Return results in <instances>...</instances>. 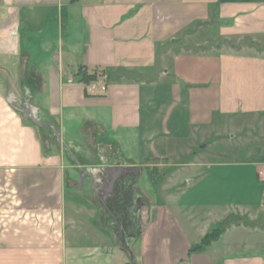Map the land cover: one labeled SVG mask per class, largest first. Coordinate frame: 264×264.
<instances>
[{
  "label": "crops",
  "instance_id": "0c3cea01",
  "mask_svg": "<svg viewBox=\"0 0 264 264\" xmlns=\"http://www.w3.org/2000/svg\"><path fill=\"white\" fill-rule=\"evenodd\" d=\"M0 264H264V0H0Z\"/></svg>",
  "mask_w": 264,
  "mask_h": 264
},
{
  "label": "trees",
  "instance_id": "16d2710c",
  "mask_svg": "<svg viewBox=\"0 0 264 264\" xmlns=\"http://www.w3.org/2000/svg\"><path fill=\"white\" fill-rule=\"evenodd\" d=\"M98 73L97 72H92L91 74L89 72H84L82 74V80L80 82L82 83H87L89 84L90 82L96 81L97 80ZM222 230H216L213 233L207 235L200 246H197L194 248V251L199 250L200 248L209 245L211 242L215 241L218 239L220 236Z\"/></svg>",
  "mask_w": 264,
  "mask_h": 264
},
{
  "label": "built area",
  "instance_id": "2783aa9c",
  "mask_svg": "<svg viewBox=\"0 0 264 264\" xmlns=\"http://www.w3.org/2000/svg\"><path fill=\"white\" fill-rule=\"evenodd\" d=\"M100 86L98 85V83H95V82H90L89 84H88V86H87V88H88V90L91 92V93H93V94H100L101 93V90H100V88H99ZM105 89H104V87H103V89H102V91H104Z\"/></svg>",
  "mask_w": 264,
  "mask_h": 264
},
{
  "label": "rangeland",
  "instance_id": "374dc122",
  "mask_svg": "<svg viewBox=\"0 0 264 264\" xmlns=\"http://www.w3.org/2000/svg\"><path fill=\"white\" fill-rule=\"evenodd\" d=\"M18 88H20V87H18ZM198 137V136H197ZM247 137V136H246ZM244 138V140H246V139H248V137L247 138ZM208 139H210V138H207V140ZM194 140V139H193ZM240 140V139H239ZM239 140H237V141H239ZM241 141V140H240ZM204 145H207V148H210V143L208 142V141H205L204 142ZM213 146V149H217V148H220V147H222L223 146V141H217L214 145H212ZM200 149H198L197 151H199ZM228 151H231V150H226L225 152H228ZM208 152V151H207ZM229 153H231V152H229ZM203 155V154H202Z\"/></svg>",
  "mask_w": 264,
  "mask_h": 264
},
{
  "label": "water",
  "instance_id": "95a60500",
  "mask_svg": "<svg viewBox=\"0 0 264 264\" xmlns=\"http://www.w3.org/2000/svg\"><path fill=\"white\" fill-rule=\"evenodd\" d=\"M29 114H30V108L27 107V108L25 109V116H29Z\"/></svg>",
  "mask_w": 264,
  "mask_h": 264
},
{
  "label": "flooded vegetation",
  "instance_id": "af4514ba",
  "mask_svg": "<svg viewBox=\"0 0 264 264\" xmlns=\"http://www.w3.org/2000/svg\"><path fill=\"white\" fill-rule=\"evenodd\" d=\"M115 190L114 191H116L117 189H116V187L114 188ZM115 193V192H114ZM115 195H116V193H115Z\"/></svg>",
  "mask_w": 264,
  "mask_h": 264
}]
</instances>
